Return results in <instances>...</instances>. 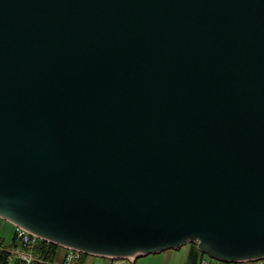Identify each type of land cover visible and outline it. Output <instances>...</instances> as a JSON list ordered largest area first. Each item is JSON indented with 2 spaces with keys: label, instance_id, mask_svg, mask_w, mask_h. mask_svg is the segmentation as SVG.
<instances>
[{
  "label": "water",
  "instance_id": "obj_1",
  "mask_svg": "<svg viewBox=\"0 0 264 264\" xmlns=\"http://www.w3.org/2000/svg\"><path fill=\"white\" fill-rule=\"evenodd\" d=\"M0 218L263 260L264 0H0Z\"/></svg>",
  "mask_w": 264,
  "mask_h": 264
},
{
  "label": "rangeland",
  "instance_id": "obj_2",
  "mask_svg": "<svg viewBox=\"0 0 264 264\" xmlns=\"http://www.w3.org/2000/svg\"><path fill=\"white\" fill-rule=\"evenodd\" d=\"M15 230L16 226L0 218V241L5 247L10 246ZM191 245L193 244L187 243L181 246L179 249H168L158 254L142 256L136 260V264H185L191 249ZM65 252V248L58 247L55 260L56 262L54 264L62 263ZM108 260L109 259L96 256H88L86 264H107L109 262ZM204 262H206V264H229L213 260L205 255L200 264H205ZM8 264H14V259L10 260ZM243 264H264V259L256 262H244Z\"/></svg>",
  "mask_w": 264,
  "mask_h": 264
},
{
  "label": "trees",
  "instance_id": "obj_3",
  "mask_svg": "<svg viewBox=\"0 0 264 264\" xmlns=\"http://www.w3.org/2000/svg\"><path fill=\"white\" fill-rule=\"evenodd\" d=\"M19 242L16 239L14 232L12 242L9 247H5L0 241V264H8L9 251L7 249H14L18 246ZM24 250L29 251L35 258L31 264H54L56 261L58 246L48 243L46 241H39L37 245ZM88 255L82 254L79 261L75 264H86ZM204 255H202L196 248V244L191 245L188 258L185 264H200ZM14 264H24L19 260H14ZM206 264V262H205Z\"/></svg>",
  "mask_w": 264,
  "mask_h": 264
},
{
  "label": "built area",
  "instance_id": "obj_4",
  "mask_svg": "<svg viewBox=\"0 0 264 264\" xmlns=\"http://www.w3.org/2000/svg\"><path fill=\"white\" fill-rule=\"evenodd\" d=\"M16 239L19 244L14 249H7L9 251L8 261L14 259L19 260L24 264H31L35 260L34 256L29 252L24 250L25 248H30L37 245L39 241H42L37 236L21 229L17 228L15 230ZM81 253L78 251L66 249L65 255L63 257L61 264H75L79 261ZM205 263V262H204ZM107 264H136L132 258L127 259H110Z\"/></svg>",
  "mask_w": 264,
  "mask_h": 264
}]
</instances>
